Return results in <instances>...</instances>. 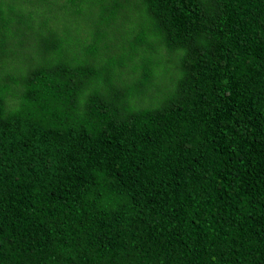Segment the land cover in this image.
<instances>
[{
	"label": "trees",
	"instance_id": "trees-1",
	"mask_svg": "<svg viewBox=\"0 0 264 264\" xmlns=\"http://www.w3.org/2000/svg\"><path fill=\"white\" fill-rule=\"evenodd\" d=\"M99 1L0 0V264H264V0Z\"/></svg>",
	"mask_w": 264,
	"mask_h": 264
},
{
	"label": "rangeland",
	"instance_id": "rangeland-1",
	"mask_svg": "<svg viewBox=\"0 0 264 264\" xmlns=\"http://www.w3.org/2000/svg\"><path fill=\"white\" fill-rule=\"evenodd\" d=\"M108 7V4H103L102 3V1H99V0H96V2H95V4L93 5V6H90L89 8H88V11L91 13V16L88 18V19H85L86 20V25L89 27L88 28V32H87V34L89 35V32H94L95 30L92 28V29H90V25H94L95 24V22H96V24H97V21H99L100 19H101V16H102V11H103V9L104 8H107ZM112 16V14H111V12H110V10H107L106 12H105V15H104V18H105V21H104V23H105V25L107 24H109L110 22H109V20H110V17ZM97 20V21H96ZM116 24V27L117 28H119L120 26L122 27V25H123V22L121 21H115L114 22V25ZM119 24V25H118ZM134 24H137V23H134L133 21H130V22H126V24H125V31L127 32V30H128V28L130 27V26H132V25H134ZM105 27V26H104ZM123 27H122V29L117 33V34H119L120 35V37H124V35H123ZM117 37V36H116ZM88 40H90L89 38H88ZM87 40V41H88ZM125 40V39H124ZM151 94L152 95H156L154 98L155 99H157V98H159V90H157V89H152V91H151ZM153 96H151V98H152ZM148 100H149V98H148Z\"/></svg>",
	"mask_w": 264,
	"mask_h": 264
}]
</instances>
